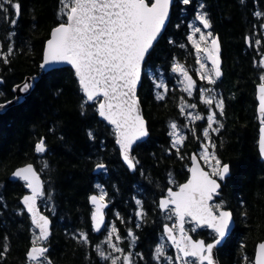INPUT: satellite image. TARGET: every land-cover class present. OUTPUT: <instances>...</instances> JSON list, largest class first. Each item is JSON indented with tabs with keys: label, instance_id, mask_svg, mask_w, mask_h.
<instances>
[{
	"label": "trees",
	"instance_id": "obj_1",
	"mask_svg": "<svg viewBox=\"0 0 264 264\" xmlns=\"http://www.w3.org/2000/svg\"><path fill=\"white\" fill-rule=\"evenodd\" d=\"M13 3L20 5L18 16L10 5H3L6 12L0 10V103L13 99V88L27 77L33 78L35 87L23 103L0 115V264H31L26 254L38 233L21 205L26 184L10 180L14 169L28 163L35 165L44 180L45 195L39 203L52 219V235L46 242L51 264H106L95 249L99 236L92 229L93 208L89 204L99 188L106 191L111 203L109 215L117 217L125 231L135 226L138 200L133 195H139L144 210L137 226L139 247L149 256L166 223L158 199L168 187L188 179L190 156L198 153L205 140L206 121L188 127L179 151L169 135L172 123L187 125L181 107L190 99L175 84L172 72L176 63L196 65L188 35L189 21L200 5L222 44L224 77L217 87L224 99V114L214 108L217 123L213 128L219 131L209 130V136L216 146L210 148L222 164L230 166V175L221 181L215 201L231 209L236 220L218 256L221 264H254L256 245L264 241V162L256 114V87L264 76L260 66L264 59V0H191L188 5L176 0L170 23L144 66L139 97L149 136L133 149L134 172L122 161L114 128L100 119L96 106L88 104L81 109L85 98L74 70L62 67L42 72L50 33L66 20L61 16V0ZM9 46L13 54L5 63ZM151 70L162 72L167 79L165 87H156ZM158 94L164 99H158ZM198 105L206 117L210 111L200 102ZM41 138L46 151L38 154L35 145ZM100 164L105 168L97 173ZM45 203L51 209L45 210ZM81 232L87 234V244L80 241ZM198 237L213 240L208 229Z\"/></svg>",
	"mask_w": 264,
	"mask_h": 264
},
{
	"label": "snow or ice",
	"instance_id": "obj_2",
	"mask_svg": "<svg viewBox=\"0 0 264 264\" xmlns=\"http://www.w3.org/2000/svg\"><path fill=\"white\" fill-rule=\"evenodd\" d=\"M173 2L174 0H61V16H66V20L52 30L50 39L47 41L43 62L40 65L42 69L55 65L71 66L85 98L81 103V109L83 110L88 104L96 106L99 116L114 127L116 142L123 159L133 170H135V164L130 155L132 147L149 134L140 114L136 89L141 80L146 58L150 55L154 42L157 41L165 27ZM181 2L188 5L191 0H181ZM3 5H10L14 10V15H19L20 5L18 3H13V0H0V10L6 12L7 9L3 8ZM200 7L203 8V5ZM256 14L261 15V13ZM196 19L204 29L211 28L207 13L198 14ZM11 23L15 24L16 21L12 20ZM197 33L200 34L199 42L193 39ZM189 40L198 54L197 62L200 63L201 79L206 80L209 85H215L222 75L218 39L213 36L212 32L205 34L199 27H194L193 35L189 36ZM200 53H203V56ZM12 54L13 49L9 46L4 54L5 63L8 62L7 57ZM205 59L210 61V69L203 62ZM260 66L264 67V59L260 61ZM173 71L184 77L186 83L184 91L191 95L195 87L192 78L182 65L177 64ZM260 79L264 81V76ZM31 86L30 82L25 83L20 91L26 93ZM156 87L160 88L163 85L157 84ZM207 91L212 92V89ZM157 98L162 100L164 96L158 94ZM16 99L19 101L20 97ZM201 99L208 106L215 102L219 114L223 116V100L216 101L215 97L206 98L203 94ZM5 106L0 105V108ZM190 107L195 108L196 105L192 104ZM183 111L184 106L181 107V112ZM259 113L261 124H264V83L259 86ZM190 118L200 120L201 116L196 115ZM216 123L215 113L207 116V128L203 131V137L209 143L203 145V151L200 154L201 159L206 162L215 161L214 165H210L212 171H205L198 163L196 156H193L192 166L188 169L191 173L190 178L186 183L178 185V191L169 188L166 197L162 198L159 203L160 209L167 213V219L172 220L175 217L171 227L164 225V235L175 247L176 260L179 264H214V249L225 241L230 231L231 212L224 210L222 203L212 202L214 197L219 195L221 188V184L213 177L224 181L230 173L229 165L221 166V160L216 158V153L209 152V147H216L210 142L209 136V130L219 131V128H213ZM170 127L169 135L173 137V147L182 145L184 137L177 132V125L172 123ZM260 133L259 151L264 156V127L260 128ZM89 136H92L91 132ZM177 150L179 151L178 147ZM45 151L46 145L44 139L41 138L35 145V152L43 154ZM45 167H47L46 164ZM98 167L103 168L104 165L100 164ZM13 176L24 181L31 191V195L24 196L22 202L27 212L31 214L32 225L39 230L38 235L34 233L32 246L26 254L27 260L31 264H51L46 255L50 220L40 213L37 204L38 199H43L45 195L40 176L32 165L15 171ZM105 195L90 197V202L95 207L91 219L96 232H100L102 226L107 227L104 225L102 211L106 206L103 204ZM137 203L140 202L137 201ZM138 215H143V213H138ZM186 225L190 227L186 229ZM202 228L211 230L212 243L194 240L189 235L190 232H197ZM116 232L115 226H112L106 242L115 252H122L121 248L112 243L113 234ZM128 235L133 238L134 243V234L129 231ZM79 237L82 243L89 242L86 233L81 232ZM115 238L120 239L119 235ZM97 251L103 260L110 259L103 251L99 249ZM155 251L158 256L164 254L162 245ZM2 255L3 253L0 252V256ZM111 264H117V259H112ZM123 264H132L130 254L123 257ZM255 264H264V243L259 244Z\"/></svg>",
	"mask_w": 264,
	"mask_h": 264
},
{
	"label": "rangeland",
	"instance_id": "obj_3",
	"mask_svg": "<svg viewBox=\"0 0 264 264\" xmlns=\"http://www.w3.org/2000/svg\"><path fill=\"white\" fill-rule=\"evenodd\" d=\"M202 12L207 13V12H205L203 10V8H201L199 6L198 9L196 10V13L194 14L193 18L189 21V35H188V38H189V36H192L193 35L194 27H199L201 29V32H203L205 34L207 32H209V31L213 33L212 29H210L208 31H205L204 28H203V26H202V24H200L199 21L196 19V16L198 14L202 13ZM207 16H208V13H207ZM208 19L210 20L209 16H208ZM199 35L200 34L197 33L195 36H193V39L199 42ZM213 36H214V33H213ZM247 40H248V38H247ZM190 43L192 44L191 41H190ZM203 46L204 45H202V47ZM197 55L198 54H197L196 49H195V59H196V65L195 66L188 67V66H185V65L182 64L184 70L188 73V75H191L192 76L191 73L194 72V74L196 76L195 77L196 79L194 81L195 87L192 90V94L191 95H189L188 92L184 91V88L186 86V83L184 81V77L182 75H180L179 73H177V72H174V71L172 72V74H173L172 76H175V80H174L175 84H177L178 87L182 91H184L187 94L188 98L190 99V102L189 103H183V105H182V106H184L183 113H184V117L187 120V125L186 126H182L180 123H175L177 125V132L180 135H182L184 137V139L186 137L188 127H191L193 125V123H196V122H205V121L207 122V116L214 113V108H216L215 102L211 106L205 105L203 103L202 99H201V95L202 94L206 98H213V97H215V100L216 101L223 100V102H224V99H223V96L221 94V91L217 87V82L220 81V80H217V82H216L215 85H209L206 80L201 79V76H200V63L197 62ZM200 55L203 56V53H200ZM203 62L205 63V65H206V67L208 69L211 68V65L208 64V62H207L206 59ZM177 64L178 63H176L175 66ZM179 65H181V64H179ZM149 75H150L151 80H153L155 83L161 84V85H163V87L166 86L167 79L163 76L162 72H156V71L151 70V71H149ZM262 83H264V81ZM208 89H212V92H208L207 91ZM198 102H200L203 105V109H207L208 111H210V113L207 114L206 117H204V114L202 113V111L199 110ZM192 104H195L196 107L195 108L190 107V105H192ZM196 115L201 116V119L200 120H194V119H191L190 118V117H194ZM172 140H173V137H172ZM183 141H182V143H183ZM206 143H209V141L205 139L202 142L201 148L198 151V154L199 155L202 153V151H203V145L206 144ZM177 147H179V146H177ZM209 152H212V149L210 147H209ZM216 158L218 159L217 156H216ZM202 161H203L204 165L207 167V169L211 172L212 171V168L210 167V165H214L215 164V161L214 160H210V161H207L206 162L203 159H202ZM221 166H222V162H221ZM216 178H218V177H216ZM173 186L177 187L178 185H173ZM98 194L99 195L106 194L104 200H107L108 199L107 198V193H106V191L103 188H99L98 189ZM136 200L139 201V199H136ZM213 203H220V202L214 201ZM44 207H45L44 208L45 210L46 209H51V206L50 205H47L46 203H45ZM223 208H224V205H223ZM138 213H143L144 214V210L142 209V204L141 203L138 204L137 219H136L137 221L135 223V225L140 226L143 215H138ZM108 214H109V212H108ZM163 215L164 216H162V219L164 221H166V223H168L170 225L173 224V222L175 220V217H173L172 220H169V219H167V213H163ZM112 217L117 218V217H115L113 215H112ZM108 222H109V220H108ZM112 226H115V228L117 230V225L115 223H113L112 221L110 223H107V227L104 229L103 233L100 234L99 240L96 243L95 247L97 249L103 251L105 253V255H108L110 257V259H109L110 261L112 259H117V264H123V257L126 255L124 253V250L125 249H124V246H123L124 237H121L118 234V230H117V232L115 234H113V237H112V243L116 244L119 248H121L123 250L122 252H115L112 249V247L106 242L108 240V232L111 231V227ZM189 227H190V225H188V227L186 225V228H189ZM130 230L131 229H129V228L127 229L128 232ZM190 233L193 234L194 232H190ZM116 235H119V237H120L119 240H117L115 238ZM158 239L159 240H158V243H157V247H159V246L162 245L163 248H164V254L162 256H163V258H166L165 263L166 264H169V261H171V264H173V258L170 256V254H168V252L171 249V245L169 244L168 240L163 235V232L159 233ZM130 240H133V238L131 237ZM156 258H158V256H156ZM159 258H161V257H159ZM132 262H133L132 264H134V260L133 259H132Z\"/></svg>",
	"mask_w": 264,
	"mask_h": 264
},
{
	"label": "water",
	"instance_id": "obj_4",
	"mask_svg": "<svg viewBox=\"0 0 264 264\" xmlns=\"http://www.w3.org/2000/svg\"><path fill=\"white\" fill-rule=\"evenodd\" d=\"M175 2H176V0H174L173 4L170 6L169 18H168V20L166 21V23H165V27H164V29L161 31V34H160V36L158 37L157 41L154 42V46H155V45L159 42V40L162 38V36L164 35V33H165V31H166V29H167L169 23H170L171 16H172V11H173V7H174V5H175ZM202 26H203V25H202ZM56 27H57V26H56ZM209 29H210V28H209ZM209 29H205V30L208 31ZM52 30H53V29H52ZM51 32H52V31H51ZM50 34H51V33H50ZM214 37H216V38L218 39V41H219V45H220L219 56H220V68H221V73H222V75H221V77H220L219 80H222L223 77H224V71H223V58H222V44H221V41H220L219 35H215ZM49 39H50V38H49ZM49 39H48V40H49ZM48 40H47V41H48ZM46 45H47V42H46L45 47H44L43 56H44V53H45V51H46ZM154 46H153V48H154ZM152 50H153V49L150 50V53H151ZM147 58H148V57H147ZM147 58H146V60H147ZM42 62H43V61H42ZM207 62H208V64L211 65L210 61H207ZM41 64H42V63H41ZM144 66H145V65H144ZM144 66H143V68H142L141 80H140L139 84L137 85L136 93H137V99H138V101H139V110H140V114H141L142 118H143L144 121H145V125H146V128H147L148 133H149L148 121H147V119L145 118V115H144V109H143V106H142V103H141V99H140V97H139V90H140V88H141V86H142L143 78H144ZM62 67H71V66H70V65H55V66H46L45 68H43V69L41 68V69H42V72H43V73H47V72L54 71V70H56V69H60V68H62ZM190 77H191V76H190ZM191 78H192V77H191ZM28 82L31 83V85H32L31 88H30L26 93H22V92L20 91V88H21L25 83H28ZM259 86H260V84L256 87V101H257L256 114H257L258 122H259V125H260V127H259V139H260V135H261V133H260V128H261V127H264V124H261L260 113H259ZM34 87H35V81H34L33 78H31V77H27L22 83L17 84V85L14 87V88H15V91H14V88H13L14 95H15L14 98L11 99V100L6 101V102H11V103H6V102H2V103H0V105H6L5 107L0 108V115H1V114H5V113H6L9 109H11L12 107L17 106V105L23 103V102L25 101V99H26V98L32 93V91L34 90ZM17 97H20V100H19V101H17V99H16ZM98 115H99V114H98ZM99 117H100V116H99ZM100 119L103 120L102 117H100ZM103 121H104L109 127L114 128L112 125H109V124L107 123V121H105V120H103ZM148 136H149V134H148ZM148 136H147V137H148ZM147 137H144V138H142L141 140L137 141V142L133 145V147H132V150H131L130 155H131V157L134 159L135 170H136V161H135V157H134V155H133V149H134V147H135L137 144L144 142V141L147 139ZM116 143H117V142H116ZM117 146L119 147L118 144H117ZM119 149H120V147H119ZM120 152H121V150H120ZM259 153H260V151H259ZM193 156H196L198 163L200 164V166H201L205 171L210 172V171L205 167V165H204L203 162H202V159L200 158V156H199L196 152H193V153L191 154V156H190V165H189V168L192 166L191 158H192ZM260 156H261V160L264 162V156H262L261 154H260ZM121 158H122V161L124 162V164L128 167L127 163H126V162L124 161V159H123L122 154H121ZM27 165H32L33 168H34V170L37 171V174L40 176V179H41V181H42V183H43V187H44V180H43V178H42L40 172L36 169V167H35V165H34L33 163H28V164H25V165L19 166V167H17L16 169H14V171H13V172L11 173V175H10V180H11V181H19L20 179H19V178H14L13 174H14L15 171H17V170H19V169H21V168H23V167H25V166H27ZM229 167H230V166H229ZM104 168H105V166H104L103 168H99L98 165H97L96 168H95V171L98 173V172H101ZM128 169H129L131 172H134V171H135V170H133V169H130L129 167H128ZM229 175H230V173H229ZM229 175H228V176H229ZM190 176H191V173L189 172V177H188V179L190 178ZM228 176H227V177H228ZM213 178L217 179L218 182L221 184V188L219 189V194H220V191H221V189H222V183H221V181H219L218 178H216V177H213ZM188 179H187V180H188ZM187 180H186L185 182H183L182 184L186 183ZM21 181H22V180H21ZM23 182H24V181H23ZM24 183H25V182H24ZM25 184H26V183H25ZM182 184H181V185H182ZM171 189H172L173 191H178V189H173V188H171ZM26 190H27V193H26L24 196H26V195H31V191H30L27 187H26ZM93 195L99 196V194H96V193L93 194ZM93 195H92V196H93ZM24 196H23V197H24ZM218 196H219V195H218ZM218 196L214 197V199H213L212 202H214L215 199H216ZM23 197L21 198V205H22V207L24 208V210H25V212L27 213V215H28V216L30 217V219H31V214L27 212V209L25 208V206H24V204H23V202H22ZM164 197H166V196H164ZM164 197H161V198L159 199V203H160V200H161L162 198H164ZM39 201H40V199H38L37 204H38V208H39L40 213H41L42 215H45L46 217H48L49 220H50V235H49V238H50V236L52 235V219H51V217H50L48 214H46V213L41 209V207H40V205H39ZM159 203H158V206H159ZM89 204H90V206L93 208V213H94V211H95V207L91 204V202H90V198H89ZM103 204L106 205V206L102 209V211H103V213H104V225L107 226V223H108L107 210H108V208H109V203H108L107 201L104 200V201H103ZM159 209H160V207H159ZM224 210H227V211L231 212V214H232V223H231V225H230V231H229L228 234L226 235L225 241L222 242L221 245H218V246L214 249V264H221V263H220V260H219V256H218V251H219V249H220V248L226 243V241H227L228 238L232 235V233H233V231H234V229H235V227H236V220H235L234 213L232 212V210H231V209H224ZM160 211H162V210L160 209ZM162 212H164V211H162ZM93 213H92V214H93ZM168 226L171 227L170 225H168ZM33 227H34V226H33ZM105 228H106L105 226H102L101 231H100V232H96V231L94 230V227H93V221H92V229H93V232L95 233L96 236H99L101 233H103V231H104ZM34 229H35L37 232L39 231V230L36 229L35 227H34ZM163 229H164V227H163ZM202 229H204V228H202ZM208 230H210V229H208ZM210 231H211V230H210ZM189 235H191V234H189ZM191 236H192V235H191ZM165 237H166V239L168 240V242L172 245V243H171V241L168 239V237H167L166 235H165ZM192 237H193V236H192ZM49 238H48V240H49ZM193 239H194V240H204V239H202V238H200V239H195L194 237H193ZM204 241H205V240H204ZM205 242H206V241H205ZM212 242H213V241H210V242H208V243H212ZM206 243H207V242H206ZM260 243H264V241H261V242L257 243V245H256L255 255H254V264H255V257H256V254H257L258 247H259V244H260ZM172 247L175 248L173 245H172ZM29 250H30V249H29Z\"/></svg>",
	"mask_w": 264,
	"mask_h": 264
},
{
	"label": "flooded vegetation",
	"instance_id": "obj_5",
	"mask_svg": "<svg viewBox=\"0 0 264 264\" xmlns=\"http://www.w3.org/2000/svg\"><path fill=\"white\" fill-rule=\"evenodd\" d=\"M192 74V77H193V82L195 81V74L194 73H191ZM169 188H173V189H178V186L177 187H168L167 188V190H166V192H165V195H163V196H161V197H164V196H166L167 195V191H168V189ZM133 197L134 198H136V199H139V195L136 193V194H134L133 195ZM160 197V198H161ZM108 198V197H107ZM159 198V199H160ZM159 199H158V203H159ZM106 201H108V203H109V208H110V201L107 199ZM109 208H108V210H107V214H108V212H109ZM158 208H159V206H158ZM162 213H166V212H162ZM108 216V220H109V222L108 223H110L111 221L113 222V223H115L116 225H117V230H118V234L121 236V237H124V242H123V246H124V253L126 254V255H131V257H132V259L134 260V264H166L165 263V260H166V258H163V256L162 255H160V256H158L157 255V253H156V248H157V243H158V240L159 239H157V241H156V246H155V248L154 249H152L149 253V256H147V254H146V251L143 249V248H140L139 247V239H138V232H137V225H135L134 226V228L133 229H131L130 231L135 235V241H134V243H133V240H130V236L128 235V231H125V230H122V228L120 227V225H119V222H118V219L117 218H114V217H112L111 215H107ZM111 217V218H110ZM137 221V220H136ZM166 224V223H165ZM167 225H170V224H168L167 223ZM170 226H172V224L170 225ZM163 227H164V225H163ZM186 227V226H185ZM187 227H188V225H187ZM187 229V228H186ZM163 230V235H164V229H162ZM206 229L204 228V229H199L197 232H194L193 234L192 233H189V234H191L192 236H194V238L195 239H200V238H202V237H198V235H199V232H203V231H205ZM100 236V235H99ZM165 236V235H164ZM128 237V238H127ZM130 237V238H129ZM166 238V237H165ZM202 239H204V238H202ZM205 240V239H204ZM206 241V240H205ZM207 242V241H206ZM208 243V242H207ZM170 244V243H169ZM96 245V244H95ZM171 245V244H170ZM95 249H97L96 247H95ZM98 250V249H97ZM97 254H98V251H97ZM168 254H170V256L173 258V264H179V262L176 260V256H177V252H176V249L175 248H173L172 247V245H171V249H170V251L168 252ZM156 256H158V258H156ZM99 257H100V255H99ZM159 257H161V258H159ZM101 258V257H100ZM102 259V258H101ZM103 260V259H102ZM106 264H111V261L110 260H103ZM133 263V262H132Z\"/></svg>",
	"mask_w": 264,
	"mask_h": 264
}]
</instances>
